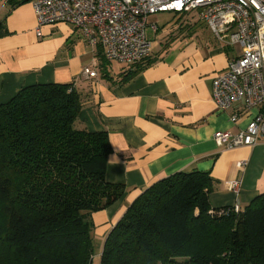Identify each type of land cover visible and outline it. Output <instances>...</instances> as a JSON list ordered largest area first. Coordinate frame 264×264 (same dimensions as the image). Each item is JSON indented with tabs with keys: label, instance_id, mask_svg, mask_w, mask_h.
<instances>
[{
	"label": "trees",
	"instance_id": "trees-1",
	"mask_svg": "<svg viewBox=\"0 0 264 264\" xmlns=\"http://www.w3.org/2000/svg\"><path fill=\"white\" fill-rule=\"evenodd\" d=\"M82 106L72 83L31 84L0 104V264H90L91 214L124 186L106 180L108 135L80 123ZM213 188L197 170L152 183L107 234L100 264H264V194L235 211L211 207Z\"/></svg>",
	"mask_w": 264,
	"mask_h": 264
},
{
	"label": "crops",
	"instance_id": "crops-1",
	"mask_svg": "<svg viewBox=\"0 0 264 264\" xmlns=\"http://www.w3.org/2000/svg\"><path fill=\"white\" fill-rule=\"evenodd\" d=\"M33 0H0V104L35 83H72L81 94L80 123L89 131H106L112 152L105 178L122 184L115 202L91 214L93 255L100 264L105 238L129 204L155 181L177 172H206L214 181L212 208H243L264 194V137L231 149L218 147L217 131L233 133L249 120L230 116L234 105L219 111L211 98L212 79L224 71L237 48L221 47L198 21L189 36L165 38L142 68L108 61L100 46H90L78 29L65 22L45 24L35 33ZM192 25V26H191ZM85 67L96 76L83 73ZM255 110L252 111L254 113ZM236 180L233 192L227 182Z\"/></svg>",
	"mask_w": 264,
	"mask_h": 264
},
{
	"label": "built area",
	"instance_id": "built-area-1",
	"mask_svg": "<svg viewBox=\"0 0 264 264\" xmlns=\"http://www.w3.org/2000/svg\"><path fill=\"white\" fill-rule=\"evenodd\" d=\"M32 6L37 35L45 24L68 23L90 46H100L106 60L132 69L151 55L146 30L149 26L157 31L158 26L147 24L148 15L196 12L219 46L237 48L227 68L212 79L216 109L227 111L240 105L242 111L230 116L232 123L249 117L238 132L217 131L213 140L218 147L231 149L253 145L264 137V0H33ZM83 73L96 76L88 67ZM227 187L237 192L239 182L228 181Z\"/></svg>",
	"mask_w": 264,
	"mask_h": 264
},
{
	"label": "rangeland",
	"instance_id": "rangeland-1",
	"mask_svg": "<svg viewBox=\"0 0 264 264\" xmlns=\"http://www.w3.org/2000/svg\"><path fill=\"white\" fill-rule=\"evenodd\" d=\"M196 12H190L186 14H175L172 12H159L150 14L147 17V24H157V31H153L150 27H147V36L153 45L154 51L157 53L165 42V38L170 36H189L191 29H187L185 26L192 24L193 27L197 25ZM185 25V26H184ZM191 25V26H192ZM192 31V30H191Z\"/></svg>",
	"mask_w": 264,
	"mask_h": 264
}]
</instances>
